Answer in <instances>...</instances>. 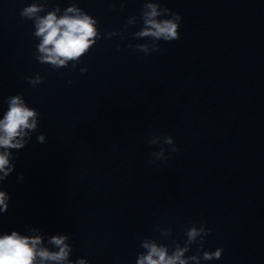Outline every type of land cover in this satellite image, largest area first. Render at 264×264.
Instances as JSON below:
<instances>
[{
  "label": "water",
  "instance_id": "obj_1",
  "mask_svg": "<svg viewBox=\"0 0 264 264\" xmlns=\"http://www.w3.org/2000/svg\"><path fill=\"white\" fill-rule=\"evenodd\" d=\"M30 2L0 0V114L20 91L41 112L4 182L0 230L67 231L73 258L136 264L140 238H161L157 224L183 240L182 223L207 221L205 247L224 253L204 264H264V0H165L183 14L179 39L151 53L128 47L137 24L58 69L34 56L33 20L20 15ZM143 2L79 0L105 32ZM36 72L46 79L33 86ZM154 134H172L179 151L153 157Z\"/></svg>",
  "mask_w": 264,
  "mask_h": 264
},
{
  "label": "clouds",
  "instance_id": "obj_2",
  "mask_svg": "<svg viewBox=\"0 0 264 264\" xmlns=\"http://www.w3.org/2000/svg\"><path fill=\"white\" fill-rule=\"evenodd\" d=\"M126 3L127 0H122L120 6ZM20 15L33 20V36L38 41L35 58L56 69L69 65L76 68L102 37L120 35L124 38L125 29L137 24L140 27L131 35L139 39L135 43L129 41L128 47L151 53L161 47V40L179 39L184 21L183 14L170 7L165 0H144L140 12L127 17L123 28L107 32L102 30L100 18L81 6L79 0H70L66 7L61 3L50 4L49 0H31L20 9ZM80 71L87 72V65L80 67ZM26 79L33 86H38L46 77L36 72L27 75ZM5 104L0 114V214L9 209L12 199L4 182L17 167L18 150L31 141L33 133L40 127L41 118L40 110L27 100L22 91L6 96ZM37 139L45 143L48 135L40 131ZM149 143L161 145L151 153L156 159L166 161L179 151L172 134H154ZM165 144L171 146V151L164 147ZM24 175L23 172L18 173V179L23 180ZM181 227L186 236L183 240L173 236L171 225L155 226L154 231H158L161 238L142 236L140 243L143 250L138 253L136 264H204L222 257L223 245L215 249L205 247L207 237L213 231L207 221H193L190 225L182 223ZM170 237L171 242H167ZM74 247L67 231L49 233L43 227L34 225H27L26 230H0V264H93L86 256L73 258Z\"/></svg>",
  "mask_w": 264,
  "mask_h": 264
}]
</instances>
